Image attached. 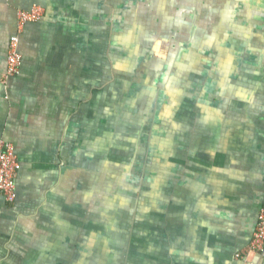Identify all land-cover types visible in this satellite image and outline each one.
<instances>
[{
  "label": "crops",
  "instance_id": "crops-1",
  "mask_svg": "<svg viewBox=\"0 0 264 264\" xmlns=\"http://www.w3.org/2000/svg\"><path fill=\"white\" fill-rule=\"evenodd\" d=\"M138 1L0 0V143L20 163L15 201L0 194V264H246L236 255L264 203V0H176L178 111L174 147L159 141V184L147 169L126 216L92 197L105 90L124 95L134 30L158 14V0ZM33 7L43 16L7 77L17 13Z\"/></svg>",
  "mask_w": 264,
  "mask_h": 264
},
{
  "label": "rangeland",
  "instance_id": "rangeland-1",
  "mask_svg": "<svg viewBox=\"0 0 264 264\" xmlns=\"http://www.w3.org/2000/svg\"><path fill=\"white\" fill-rule=\"evenodd\" d=\"M155 8L159 15L153 13L154 25L144 29L142 36L139 30L138 40L131 44L137 53L135 60L122 62L127 57V60L132 59L130 53L124 59L120 57L123 67L120 78L129 82V86H121L124 95L118 94L110 85L104 93V147L98 145L97 149L104 155L103 174L96 190L92 191V197L102 198L105 215L117 216L119 213L126 216L131 213L132 206L122 205L133 195L131 186L142 185L147 169L152 180L158 179L159 182V141L166 133L169 137L163 142L174 147L178 111L175 84L178 4L176 0H158ZM129 70L132 73L130 79ZM138 84L141 88H137ZM160 100H163L161 104ZM139 102L143 103L137 107L135 104ZM108 137L113 140L112 144H107ZM149 157H152L150 162H155L151 167ZM138 167L140 172H135ZM169 173L175 179V168ZM134 178L138 184L132 183ZM140 191L136 188V198H139Z\"/></svg>",
  "mask_w": 264,
  "mask_h": 264
},
{
  "label": "built area",
  "instance_id": "built-area-1",
  "mask_svg": "<svg viewBox=\"0 0 264 264\" xmlns=\"http://www.w3.org/2000/svg\"><path fill=\"white\" fill-rule=\"evenodd\" d=\"M43 9L33 7L30 10L18 11L15 33L10 37L7 51V77L19 73L22 56L19 52L20 36L28 23L41 20ZM20 170V163L14 148L9 143H0V194L8 203L16 199L15 179ZM264 260V203L258 213L257 224L248 247L236 255V258L246 264H256L252 258Z\"/></svg>",
  "mask_w": 264,
  "mask_h": 264
},
{
  "label": "flooded vegetation",
  "instance_id": "flooded-vegetation-1",
  "mask_svg": "<svg viewBox=\"0 0 264 264\" xmlns=\"http://www.w3.org/2000/svg\"><path fill=\"white\" fill-rule=\"evenodd\" d=\"M138 0H134V2H137ZM142 1V0H141ZM141 1H138V3H140ZM145 11H146V13L149 15L150 14V9H152L151 8V5H150V2H145ZM147 15V16H148ZM151 15V14H150ZM149 17V16H148ZM148 17H144L145 18V20H144V22L145 23H143V22H140V24H141V26H142V28H140V29H138V28H135V30H134V32H135V35H136V38H135V40H134V38L132 37V42L134 41V42H136L137 40H138V38H139V30L141 31V36H142V32H143V30L145 29V27H147V26H149V22H146V21H148L149 20V18ZM137 39V40H136ZM129 42H131L130 40H129Z\"/></svg>",
  "mask_w": 264,
  "mask_h": 264
}]
</instances>
